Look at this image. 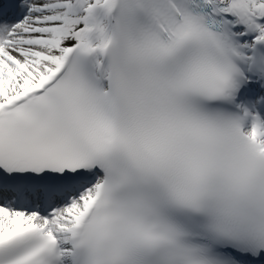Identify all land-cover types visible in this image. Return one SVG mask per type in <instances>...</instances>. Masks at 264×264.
Segmentation results:
<instances>
[{"label": "snow or ice", "instance_id": "snow-or-ice-1", "mask_svg": "<svg viewBox=\"0 0 264 264\" xmlns=\"http://www.w3.org/2000/svg\"><path fill=\"white\" fill-rule=\"evenodd\" d=\"M0 264H264V0H0Z\"/></svg>", "mask_w": 264, "mask_h": 264}]
</instances>
